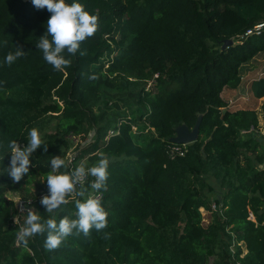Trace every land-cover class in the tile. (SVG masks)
Instances as JSON below:
<instances>
[{"label": "trees", "instance_id": "trees-1", "mask_svg": "<svg viewBox=\"0 0 264 264\" xmlns=\"http://www.w3.org/2000/svg\"><path fill=\"white\" fill-rule=\"evenodd\" d=\"M81 2L98 27L56 69L38 47L46 7L0 0V142L26 144L32 127L44 140L19 182L0 176V264H264V152L251 131L257 113L232 110L222 95L239 86L243 64L264 54V29L243 36L264 22V0ZM227 39L232 44L222 49ZM17 49L23 55L6 62ZM245 86L264 97V72ZM122 89L132 98L129 112L114 103L107 113V93ZM199 116L196 140L170 155L182 147L170 141L175 128L191 129ZM91 131L93 140L81 146ZM72 138L80 149L68 163ZM53 156L65 158L61 170L84 158L87 165L110 160L106 186L93 190L95 178L87 177L85 196L79 187L69 194L54 210L57 221L76 218L75 201L97 193L109 214L105 228L74 229L48 249L47 229L25 244L18 231L26 215L20 225L12 216L18 195L52 215L40 203L48 185L36 182L32 195L24 186L46 180ZM201 210L209 212L207 224Z\"/></svg>", "mask_w": 264, "mask_h": 264}, {"label": "clouds", "instance_id": "clouds-1", "mask_svg": "<svg viewBox=\"0 0 264 264\" xmlns=\"http://www.w3.org/2000/svg\"><path fill=\"white\" fill-rule=\"evenodd\" d=\"M31 3L36 8L46 7L50 12L46 22V33L39 39L38 47L42 50L44 60L54 68L60 69L69 63L65 52L75 53L80 48L81 42L96 31L98 17L95 13H90L81 0H31ZM21 55L23 53L17 49L14 53L9 52L4 59L11 63ZM42 144L44 140L38 127L28 130L26 144L22 145L16 139L7 140L6 145L0 142V149L9 156V161L5 164L6 155L0 153V163L3 164L0 176L6 173L12 183L19 182L29 172L31 154ZM50 163L51 171L45 178L50 194L43 196L40 203L45 206L47 213L52 215L45 218L38 211L29 209L20 225L18 238L27 244L28 238L47 229L45 246L53 249L60 246L74 229L88 234L92 228L106 227L108 210L95 196L90 195L75 201L76 218L74 219L64 216L57 221L54 210H58L61 205L67 203L69 194L76 191L78 187L79 196L84 197L87 190L84 186L85 180L89 176L95 178L89 181L91 189L104 188L109 176L110 160L107 156H102L94 164L87 165L86 162H81L71 170H61V166L66 165L65 158L61 156H53Z\"/></svg>", "mask_w": 264, "mask_h": 264}, {"label": "rangeland", "instance_id": "rangeland-1", "mask_svg": "<svg viewBox=\"0 0 264 264\" xmlns=\"http://www.w3.org/2000/svg\"><path fill=\"white\" fill-rule=\"evenodd\" d=\"M264 72V54H257L253 59L248 61L247 63L243 64L240 68V84L239 86L234 89H225L224 92H222L223 97L225 100H227V103L229 104V107L232 110L235 109H253L257 113L258 118V127L256 129H251L252 132H255V134L258 136L259 141L262 143L263 152H264V97L255 99L246 89V83L248 80H250L253 77L259 76ZM150 84L147 85V87ZM108 99L110 100L109 109L107 110L104 108L102 103L99 104V108L101 110L106 111L107 113H111L115 111V108L113 107L114 103H117L119 106H121V111L124 113H128V106L127 103L131 102L132 98L130 97L129 93H127L126 89H122L120 91H110L107 93ZM98 112V111H97ZM94 138V132L91 131L87 138L82 141L81 146L85 145L86 143L92 141ZM73 146L70 151H68V163L71 162L72 158L76 156L77 149L79 148L75 147V144L77 143V139L72 138ZM81 162H86L87 160L80 159ZM43 185H47L46 180H44L42 177L35 178L34 181L24 186V188H28L30 195L35 194L36 192V182H39ZM25 194V193H23ZM207 197L210 199V203L214 199V194H208ZM15 199H17V202L22 199L21 196H15ZM211 206H213V203H211ZM203 215V223L207 224L210 220L209 212L205 210H201Z\"/></svg>", "mask_w": 264, "mask_h": 264}, {"label": "built area", "instance_id": "built-area-1", "mask_svg": "<svg viewBox=\"0 0 264 264\" xmlns=\"http://www.w3.org/2000/svg\"><path fill=\"white\" fill-rule=\"evenodd\" d=\"M262 29H264V22H261L259 24H256L255 26H253L252 28L250 29H247L244 33L243 36H249V35H252V34H260V32L262 31ZM110 134H114V131L113 130H110ZM76 139V138H74ZM182 147H175L173 148V150L171 151L170 155H173V154H178V155H182L183 152L185 150H183V148L188 145V144H181ZM73 194V193H71ZM70 194V195H71ZM44 196V194H41L40 197L42 199V197ZM97 198L100 199L101 195L100 194H95L93 195ZM15 208H16V213L13 214L12 216V220L14 223L20 225V219L27 214V211L29 209H32L33 210V207H32V200L31 199H21L19 200V202H17V199H15ZM216 206L213 204L212 206V209L215 210ZM238 264V263H237Z\"/></svg>", "mask_w": 264, "mask_h": 264}, {"label": "water", "instance_id": "water-1", "mask_svg": "<svg viewBox=\"0 0 264 264\" xmlns=\"http://www.w3.org/2000/svg\"><path fill=\"white\" fill-rule=\"evenodd\" d=\"M231 44H232V40L227 39L223 42L221 48L224 49L227 46H230ZM200 120H201V117L199 116L194 126L191 129H189L185 125L177 126L175 128V135L172 138H170V141L175 144H190L194 142L198 136Z\"/></svg>", "mask_w": 264, "mask_h": 264}]
</instances>
